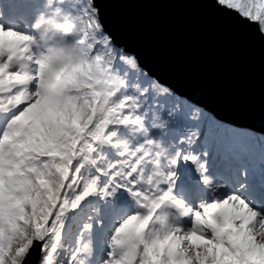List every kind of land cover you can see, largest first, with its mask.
Segmentation results:
<instances>
[{
  "label": "snow or ice",
  "instance_id": "6c2138e0",
  "mask_svg": "<svg viewBox=\"0 0 264 264\" xmlns=\"http://www.w3.org/2000/svg\"><path fill=\"white\" fill-rule=\"evenodd\" d=\"M217 2L264 34V0ZM257 148L264 124L162 84L96 0H0V264H264V203L212 174ZM232 178L248 187L247 169ZM101 203L112 222L94 259Z\"/></svg>",
  "mask_w": 264,
  "mask_h": 264
},
{
  "label": "water",
  "instance_id": "95a60500",
  "mask_svg": "<svg viewBox=\"0 0 264 264\" xmlns=\"http://www.w3.org/2000/svg\"><path fill=\"white\" fill-rule=\"evenodd\" d=\"M141 66L220 118L264 124V34L217 0H96ZM39 249V243L34 242Z\"/></svg>",
  "mask_w": 264,
  "mask_h": 264
},
{
  "label": "rangeland",
  "instance_id": "374dc122",
  "mask_svg": "<svg viewBox=\"0 0 264 264\" xmlns=\"http://www.w3.org/2000/svg\"><path fill=\"white\" fill-rule=\"evenodd\" d=\"M38 143H39V145L41 147H47L49 145V142L46 139H44V138H40L39 141H38ZM226 161H227V164H225ZM218 163H221L222 164L221 167L224 170H227L228 169V172L230 173V175H235V170L233 169L234 167H232L233 166L232 156H229L227 158H224V159H221V160L215 162L214 165H213V168H212V174L218 180H223L227 184V187L224 189L225 192H228V191H232L234 193L238 192V194L242 198H249V197H252V196H249V194L246 195V193H248V189L255 187L254 194L257 197V199H255V197H254L253 198V203L255 204L257 201H261L262 203H264V200H262V197H264V191H263V188L262 187H264V186H260L259 183H255L254 184L252 182H248L247 183V185H248L247 188L248 189L245 190V192H244L243 189H239L238 191H236L237 184H238L237 180H236V186H235V188L234 187L233 188H230V186H229L230 180H227L226 178L231 179L232 177H226V178H224L222 174L218 173L217 172L218 170H216L217 169V166L216 165ZM249 165H251V164H249V161L247 159L246 162H242V165L239 167V169L237 171L240 170V172H242L243 170L247 169V171L249 172V170H248V166ZM259 176H261L260 173H259ZM94 204L95 203L92 204V201L86 202V205H88V209H90V211H91V208L90 207L91 206L93 207ZM100 205H101V207H100ZM99 207H100V217L99 218H100V220L103 223L101 224V226L99 228H95V227L93 228V232H92V246H93V258L94 259L100 256L101 250H102V249H99L98 254H94V252H95V249H94L95 248V244H98V243L102 242L101 244H102V247H103L104 240H105V237L107 235V231H108L109 224L112 222V220H109V221L108 220H103L104 218H106L105 213L109 214V211H108L109 206L107 204L101 203V204H99ZM84 211H81L80 210V214H81L82 217L84 216V214H83ZM88 212H89V210L86 213H88ZM106 222H109V223L107 224ZM100 238L102 239V241H101Z\"/></svg>",
  "mask_w": 264,
  "mask_h": 264
},
{
  "label": "trees",
  "instance_id": "16d2710c",
  "mask_svg": "<svg viewBox=\"0 0 264 264\" xmlns=\"http://www.w3.org/2000/svg\"><path fill=\"white\" fill-rule=\"evenodd\" d=\"M177 133V130L175 129H172L169 131V133L167 134L169 137L173 136V135H176ZM248 159L249 161V165L248 166V170H249V179L246 183L248 182H252V183H259L260 186H264V154L261 153V151L257 148L255 149L252 154L250 155H239V156H232V160H233V166L234 167L233 169L235 170V175H230V173L228 172V169L227 170H224L221 166L222 164L221 163H218L216 166H217V169L218 170L217 172L222 174L224 178L226 177H238L239 174L241 173L240 170L237 171L239 169V167L242 165V162H246ZM225 164H227V161L225 162ZM229 165V164H228ZM215 170V171H216ZM259 173L261 176H259ZM227 180H230L231 183H235V186H236V180L231 178V179H227ZM237 182H242V181H238ZM248 188H245L243 189L244 192L245 190H247ZM93 203H96L95 201H92V204ZM90 204V203H89ZM92 207V206H91ZM90 207V208H91ZM101 207V205H100ZM85 210V211H84ZM89 210L90 212V209H88V205H86V203L82 206L81 208V211H84L83 214H86V212ZM79 216L81 218H83L79 212ZM105 216L106 218H104L103 220H112V216H110V214H107L105 213ZM107 224L109 222H106ZM102 235V234H101ZM100 235V236H101ZM101 239V238H100ZM102 241V239H101ZM102 242L98 243V244H95V252L94 254H97V251L99 249H102Z\"/></svg>",
  "mask_w": 264,
  "mask_h": 264
},
{
  "label": "clouds",
  "instance_id": "9594fccd",
  "mask_svg": "<svg viewBox=\"0 0 264 264\" xmlns=\"http://www.w3.org/2000/svg\"><path fill=\"white\" fill-rule=\"evenodd\" d=\"M45 2H47V0H45ZM241 6L242 7H249L251 6L253 9L256 7V4L253 2L251 3V5L249 4L248 0H242V3H241ZM37 25H41L43 26L44 25V21H42L41 19H37V21L34 22L33 24V28H35ZM49 179H54L55 177L51 174H49ZM136 227L135 224H130L129 225V229H134Z\"/></svg>",
  "mask_w": 264,
  "mask_h": 264
}]
</instances>
